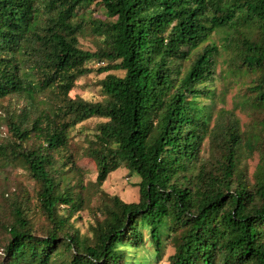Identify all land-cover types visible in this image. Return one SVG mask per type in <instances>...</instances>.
Wrapping results in <instances>:
<instances>
[{"label": "trees", "instance_id": "obj_1", "mask_svg": "<svg viewBox=\"0 0 264 264\" xmlns=\"http://www.w3.org/2000/svg\"><path fill=\"white\" fill-rule=\"evenodd\" d=\"M225 64L249 76L231 110L216 107ZM94 73L104 99L72 97ZM0 118V165L34 181L33 196L0 188V264H130L144 228L160 260L164 222L168 264H264V0H0ZM94 118L84 185L62 152ZM120 167L140 177L137 202L103 190Z\"/></svg>", "mask_w": 264, "mask_h": 264}, {"label": "rangeland", "instance_id": "obj_2", "mask_svg": "<svg viewBox=\"0 0 264 264\" xmlns=\"http://www.w3.org/2000/svg\"><path fill=\"white\" fill-rule=\"evenodd\" d=\"M93 14L97 17L104 18V14L100 8L94 9ZM212 41L216 44H221L219 36L214 35ZM81 47L85 50H95V46L91 37H83L80 39ZM227 74H221L218 70L219 78L215 82L216 89V107L220 110H231L239 97H242V90L244 85L249 81V76L243 73L244 71H234L225 64ZM97 68L98 65H95ZM106 74L97 75L91 74L88 77L81 78L77 82L76 88L71 93L72 97L80 96L86 100H103L104 95L101 87L98 85L99 80L103 79ZM241 99V98H240ZM237 115L242 119V123L249 122V117L244 112L238 110ZM99 119L94 118L88 120L77 126L76 129L71 131L70 148L66 152H62V156L74 157V160L82 172V176L78 180L83 181L84 185H89L96 179V167L91 159L82 155L84 148L93 140V135L96 132ZM8 129L6 121L0 118V141L7 136ZM259 157L251 159H243L242 163L249 172L250 176L256 169ZM76 180L72 181V185L76 184ZM140 177L136 174L129 175V170L125 167H120L112 173L103 185V190L111 196H119L126 202H137L139 200V187ZM8 185L11 190L18 187L19 190H27L33 196L34 181L29 177L28 173L23 168H17L13 165H0V188ZM32 202V200H31ZM91 206L95 209L99 206V201L96 197L92 198ZM1 205V200H0ZM81 218L74 217L75 228L80 230L81 235L88 234V229L94 221V216L85 211L80 213ZM168 225V224H167ZM166 222L161 227L162 248L159 253L160 260L157 258V251L153 244L149 241V229L144 228L146 243L143 247L136 249H129V262L130 264H168L169 257L175 252L176 239H172L168 233V226Z\"/></svg>", "mask_w": 264, "mask_h": 264}]
</instances>
